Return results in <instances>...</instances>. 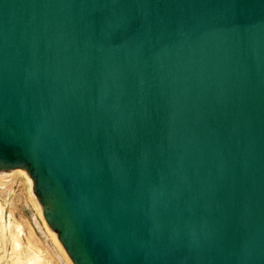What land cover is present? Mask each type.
I'll return each instance as SVG.
<instances>
[{
    "label": "water",
    "instance_id": "water-1",
    "mask_svg": "<svg viewBox=\"0 0 264 264\" xmlns=\"http://www.w3.org/2000/svg\"><path fill=\"white\" fill-rule=\"evenodd\" d=\"M72 264H264V0H0V182Z\"/></svg>",
    "mask_w": 264,
    "mask_h": 264
},
{
    "label": "rangeland",
    "instance_id": "rangeland-1",
    "mask_svg": "<svg viewBox=\"0 0 264 264\" xmlns=\"http://www.w3.org/2000/svg\"><path fill=\"white\" fill-rule=\"evenodd\" d=\"M48 229L23 179L0 182V264H72Z\"/></svg>",
    "mask_w": 264,
    "mask_h": 264
},
{
    "label": "bare ground",
    "instance_id": "bare-ground-1",
    "mask_svg": "<svg viewBox=\"0 0 264 264\" xmlns=\"http://www.w3.org/2000/svg\"><path fill=\"white\" fill-rule=\"evenodd\" d=\"M49 230V229H48ZM50 234H51V232H50ZM50 236H52V239H53V242L55 241V237L53 236V234H51ZM57 243H58V241H57ZM56 243V244H57ZM59 244V243H58ZM60 245V244H59ZM58 246V245H57ZM61 247V246H60ZM62 248V247H61ZM63 250V249H62ZM64 251V250H63ZM66 254V253H65ZM67 256V255H66ZM68 257V256H67ZM69 259V258H68ZM70 260V259H69ZM71 262V261H70ZM72 263V262H71Z\"/></svg>",
    "mask_w": 264,
    "mask_h": 264
}]
</instances>
